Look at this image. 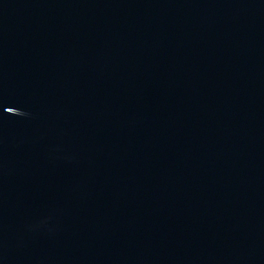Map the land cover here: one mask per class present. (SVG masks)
Returning <instances> with one entry per match:
<instances>
[{
  "label": "water",
  "instance_id": "water-1",
  "mask_svg": "<svg viewBox=\"0 0 264 264\" xmlns=\"http://www.w3.org/2000/svg\"><path fill=\"white\" fill-rule=\"evenodd\" d=\"M0 264H264V0H0Z\"/></svg>",
  "mask_w": 264,
  "mask_h": 264
}]
</instances>
